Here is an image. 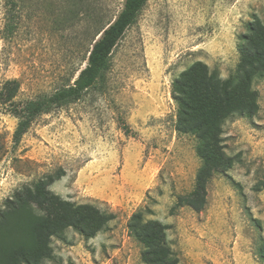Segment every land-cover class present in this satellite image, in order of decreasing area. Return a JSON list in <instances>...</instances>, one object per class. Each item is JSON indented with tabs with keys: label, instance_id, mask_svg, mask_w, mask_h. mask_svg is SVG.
<instances>
[{
	"label": "rangeland",
	"instance_id": "1",
	"mask_svg": "<svg viewBox=\"0 0 264 264\" xmlns=\"http://www.w3.org/2000/svg\"><path fill=\"white\" fill-rule=\"evenodd\" d=\"M125 0H0V212L43 180L63 200L113 218L86 238L69 228L52 238L42 264H148L131 234L134 215L166 226L172 264H264V77L253 81L258 113L223 126L231 168L208 181L205 206L184 203L202 167L198 139L176 129L173 82L198 63L227 80L250 25H264V0H149L115 47L108 71L84 97L37 117L18 144L19 120L1 101L72 85L99 31Z\"/></svg>",
	"mask_w": 264,
	"mask_h": 264
},
{
	"label": "trees",
	"instance_id": "2",
	"mask_svg": "<svg viewBox=\"0 0 264 264\" xmlns=\"http://www.w3.org/2000/svg\"><path fill=\"white\" fill-rule=\"evenodd\" d=\"M149 0H125L119 16L99 31L89 51L87 65L72 85L52 95L34 100L17 101L18 82L6 85L1 101L9 106V113L19 120L14 135L20 142L33 121L56 109L81 100L95 87L108 71L111 55L126 31L133 26ZM251 34L240 45V63L227 80L217 71H210L198 63L173 82V98L178 107L177 131L194 134L198 139L197 156L202 167L197 174L196 186L184 203L197 211L205 206L208 181L215 173L226 172L233 158L224 152L223 126L234 115L253 118L258 113V94L253 81L264 77V25L255 21ZM256 190H264V178ZM113 218L92 205H77L63 200L48 189L43 180L16 191L0 212V264H42L51 257L52 238L72 228L86 238L96 236ZM141 214L133 216L129 225L132 236L146 248L143 254L148 264H172L166 242V229L158 221L142 223ZM264 260V252L261 250Z\"/></svg>",
	"mask_w": 264,
	"mask_h": 264
}]
</instances>
